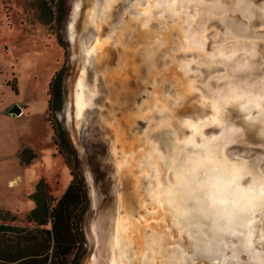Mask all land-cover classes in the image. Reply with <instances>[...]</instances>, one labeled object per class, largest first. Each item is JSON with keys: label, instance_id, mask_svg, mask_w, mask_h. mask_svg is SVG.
<instances>
[{"label": "rangeland", "instance_id": "obj_1", "mask_svg": "<svg viewBox=\"0 0 264 264\" xmlns=\"http://www.w3.org/2000/svg\"><path fill=\"white\" fill-rule=\"evenodd\" d=\"M102 1L103 0H63V15L58 22V0H0V211H6L16 215L17 218L20 219L16 223H22L21 226L23 228L29 229L31 225L25 220L27 214L34 208L31 195L34 193L35 187L40 180H45L47 193L54 199L61 197L70 183L71 177L69 170L62 156L56 151L52 142V130L47 121L49 84L53 76L58 71H62L63 75L61 77L64 93L62 110L56 111L53 118L61 122L69 147L75 154L71 159L72 169H74V172L83 180L86 192L85 201L87 202L77 214L81 245L77 251L76 264H91L89 259L90 254L99 257V252L103 246L108 245V232H112L110 223L113 224L112 228L114 229L117 217H119V223L126 222L128 218L137 221L132 226V232L135 234L137 240L138 251L135 249V240L131 242L132 244L128 243L123 245V242L118 244V248H121L122 245L123 248H126V250L121 248L120 254L118 255L119 260L123 262V264H137L136 260L138 256L140 262L143 264H165L162 260L159 261V258L162 256L157 253L155 248L150 246L152 242L151 234L159 233L161 236H167L169 246L171 248L176 247L184 254L189 253L191 245L185 235H179L175 232L174 222H170L173 219L171 217L172 213L176 212L177 208L173 205H167L165 199L160 195L163 186H166L169 182L173 184L176 182L175 177L177 173L175 171V165L172 170H169L165 167L158 155L157 157H153V161L156 162L152 165L147 162L148 158L151 157L150 150L154 148V145H157L155 148L158 149L160 154L166 155L167 147L164 146L163 141L162 147H158V141L162 140L160 133L162 129H174L177 131L179 134V143L183 146H185L183 143L185 140H188L190 143L195 142L196 144H202L205 139L211 141V137H205L203 132L207 135L218 134V129L213 126V115L208 117L209 121L199 120L206 117L205 114L209 112L200 106V97H204L203 103L206 106L210 99L213 98L219 99L220 97L221 99H228L232 87L233 89H237L240 93L243 89H249V86L242 87L236 82L233 83L232 86H228L224 91L225 93H219L218 97L212 96L222 88L221 86H217L214 90V94L211 91L201 93V96L198 95L193 99V102L195 100L194 104L189 106L186 104L185 99L191 96L192 92H189L186 88H191L192 86L190 84H186L184 87L180 86V82L178 83L177 80L183 77L176 76V71L180 69L176 65L179 60L176 61V64L173 62L169 66V69L173 77L175 76L174 80L177 81V87L175 86L177 90L173 95L169 96V103H172V106H169L165 100L159 98V94L155 92L153 93L155 98L151 96V102L147 103V108L144 109L140 115L135 113L134 110L129 113L132 114L130 117H126L124 114L119 116L120 123H117L116 119H111V122L106 124L108 133H106L104 137L108 139L109 162L112 165V172L109 173V176L115 179L112 186L116 185L118 188L120 187L121 190L120 188L119 190H115L114 188L112 198L103 202L104 204L110 201V204L114 206L110 208V210L107 209L109 212L105 215L103 211H105L104 208L108 206V204H105L106 206L101 208V210H99V204H101V198L108 194L110 188H108V191L104 194L93 197L94 180L89 173L88 163V156L91 155H87L84 152L79 134L75 128L76 105L73 103V91L75 90V86L77 84V88L80 89L84 77L83 71L85 62L83 54L86 44H83L82 41L84 40H82V38L87 32L85 26L88 23V19L93 21V18L90 17L96 15V8ZM131 1V3H137V0ZM117 2L119 5L122 4V0H117ZM144 4L147 7V21L149 16L151 17L154 12L156 15L153 20L159 19L162 21L165 17L167 26H169L167 28L168 35L173 31L172 33L177 35L179 39L173 51L178 49L180 53L183 52L184 54L185 52L191 51L196 58L191 56L190 60L192 61L190 63L194 62L195 67L200 65L199 58L208 61V57H210L211 59L208 63L211 65L215 64L214 58H218L220 55L221 57L226 55L223 54V51L217 52L209 48L205 50V43H207L206 35H208L206 33L212 31V33L209 34L211 37L212 34H216V32L211 27L206 30L204 25L199 27L195 32L191 27H188L189 22L185 19L186 15H184L182 9H179V11L177 10L176 4L170 5L167 3L168 5L166 4L167 7H165L161 4L160 0H146ZM163 6L165 8L164 10ZM113 10L114 4L111 6V11ZM175 12L178 15L177 19L170 20L167 18H174ZM142 13L145 14L144 11H142ZM189 14L192 16L191 23L194 24L193 22H196V18L191 12ZM42 15L51 17L49 24L45 25L38 21L39 16ZM131 15L132 14H129L125 17V28L121 30V26L117 30L115 27L114 30L110 31H112L113 34L120 30L122 33L128 30L133 31L136 27L132 25L134 22L133 19L130 18ZM100 22L101 20H98L97 24H100ZM120 24L119 22L118 26ZM103 27V29L99 27L97 32L93 34V39H97L99 36H101V38L97 45L95 72L92 74L91 82L88 81L85 88H94L97 91L96 94L99 97L102 96L101 101L94 103L93 107L100 110L106 109L108 112L112 110L111 114L116 115L122 106L126 105L125 99H127V105L134 107L136 104L133 102V99L147 92L146 88H148V85H146L147 87L143 91L141 90V85L144 84L142 78L144 77L141 72L140 58L142 59L141 56L144 54V51L140 48L142 42H137L135 45L126 44L125 41L121 43L119 40L120 34L116 35L115 38L109 37L108 35L111 32L107 34L105 31L107 25L103 24ZM218 33L221 34V30L220 32L218 31ZM249 35H256V33H251ZM123 36L124 35H122L121 38H124ZM58 39H60L62 47H60ZM93 39H90L87 44L92 42ZM239 42L240 41H237L236 46H231L232 48L229 49L228 54L230 55H226V58H229V63L227 61L225 63L226 66H229L232 60L237 61L235 55L240 53V46H243V43ZM211 46L210 44V47ZM87 54L88 57L86 62L89 63L92 59V52L88 51ZM220 60H222V58ZM235 64L239 65L237 62ZM186 68L190 72V64L187 63ZM193 73H197V70L195 69ZM98 78H100V80H98ZM215 78L216 77H214V79ZM220 79H223L222 76L215 79V81H220ZM98 81H101V86H104L106 89L105 91L100 89L101 86L98 84ZM151 82L152 80H150V83ZM261 86L264 89V86L260 85V87ZM252 89H256V85L252 86ZM81 95V91H79L77 100L78 116L81 115V110L85 108L84 98ZM180 96H182L181 101H179ZM146 100L147 98L142 101ZM230 102L229 99V103ZM104 103H107V105H104ZM180 104L183 106H180ZM162 105H166V108L162 107ZM158 106H160V108ZM131 107L129 110H131ZM14 108L20 109L21 113L19 115L10 114V111ZM157 109L163 114L165 110L170 109L173 115L171 114L169 117L163 116L157 119L150 118L148 122L145 123L146 125L137 133L134 130V128H136V120L147 116L152 110ZM102 117H104V115H102ZM182 121H188V124L182 125ZM201 121L205 123L200 125ZM152 122H155V124L149 126ZM118 124L120 125V129ZM210 124L213 125L209 126ZM193 125L196 126L195 129H193ZM141 134L143 138L140 136ZM113 136L119 141V145L115 144L114 147L112 146L114 142ZM212 137H216V140L211 141L210 144H213L212 142L216 143L209 145V148L214 153L215 158L223 164L233 162L236 159L233 157L234 155L239 156V158L243 160L252 159L261 155L260 153L256 155V153H252L253 151L245 149L240 150L241 152H236V148L227 150L223 134ZM218 143L219 147L221 146L222 148L217 152L215 149L218 147ZM117 146L119 148H117ZM24 149L35 152L37 157L32 160V162H27L29 153L22 154ZM188 151L191 153L193 149L188 147ZM195 151H199V149ZM114 152L116 153L114 154ZM122 153L125 156H123L124 159L128 158L125 160V166L121 165L120 168H123L119 171L117 169V163L120 157L118 156ZM227 156L234 159L231 160ZM192 158L195 159L196 157L193 156ZM252 163L253 162H247L249 166H251ZM150 164L153 168L156 167L158 170V172L155 173L154 171V173L157 177L159 186H161L159 188L153 186L155 185L153 181L151 187H149V182L147 184L146 178L149 173H151L148 171L147 166ZM144 165H146L147 168L143 169L141 172L139 167L143 168ZM261 168H264V164L261 165ZM244 186L245 182H241V187ZM153 189H156V191L153 192ZM109 194L112 193L110 192ZM149 195H151L150 198ZM95 201H99L98 208L97 205L94 206ZM178 204L181 208L183 207L179 202ZM124 206H127V208ZM163 208L168 210L171 215L163 214ZM98 212L100 214L96 216ZM111 212L112 218H110V223L105 225L106 232H104L102 237L103 242H101L99 238V243H102V245L97 248L98 242L96 241V237L93 236V226L100 229L99 224H96L97 220L100 216L105 219L103 215L109 218V213ZM178 215L179 214L176 212L175 216L177 218ZM122 223H120L121 230L123 229ZM201 223L202 226H204L203 220H201ZM201 223L197 221L194 223L196 224L195 227L197 228L199 224V226H201ZM222 223L221 221L215 224L217 227H220ZM194 224L189 223L187 228H194ZM253 224L255 226L254 228L257 230V217H254ZM124 227H126V225H124ZM161 227H163V229H161ZM196 228L195 230L193 229L194 233H198L199 231L198 228ZM139 229L140 231L143 230L146 237L145 239H143V236L139 235ZM176 229L180 231V229ZM221 229L227 231L226 227H221L220 231ZM259 229L260 232L258 236L256 235L254 247L257 251L259 250L261 252L264 250V244H257V242L259 241L261 230L264 229V222L261 223ZM236 231L237 230H235V232ZM150 232L151 234H149ZM124 235L125 233L123 232L122 236ZM237 237L241 240L242 246H245L241 235ZM235 244H237V242ZM174 245H179L181 247ZM104 252H106V250ZM137 252L139 253L138 255ZM246 254L249 256L248 260H253L255 257V253L253 254L251 251ZM246 254H243L241 257L242 263L247 262L248 256ZM194 264H202V262L200 263L196 260ZM204 264L209 263L204 261Z\"/></svg>", "mask_w": 264, "mask_h": 264}, {"label": "water", "instance_id": "obj_2", "mask_svg": "<svg viewBox=\"0 0 264 264\" xmlns=\"http://www.w3.org/2000/svg\"><path fill=\"white\" fill-rule=\"evenodd\" d=\"M145 1L146 0H137V3H131V0H122V4L119 5L117 0H103L99 5L100 7L98 6L96 8V15L90 17L93 18V21H90V19H88V23L86 25L87 27L85 26L87 32L82 38V40H84L82 42L83 44H86V47L83 54L85 62L83 71L84 77L80 89L82 90L81 93L84 98L85 108L84 110H82V114L78 116L77 100L79 91L76 84L74 90L75 93L73 91V103L76 105L75 128L77 129V132L79 134L84 152L87 155H91L88 156V163L89 173L94 180L93 197L104 194L106 191H108V188H110L108 194L101 198V204H99V201L94 202V206L97 205V208L98 204L100 205L99 210L105 207V204H108V206L104 208L105 211H103L105 215L109 212L110 208H113L114 206L110 204V201L104 204L103 202L107 199L109 200L110 198H112L114 188L115 190H119L118 186H112V183L113 181H115V179H112L111 176H109V173L112 172V165L109 162L110 156L108 152V139L104 137V135L108 133L106 124L108 122H111L110 120L113 114H111L112 110L108 112L106 109L100 110L96 107H93L94 103L101 101L102 96L99 97L96 94L97 91L94 88H85L86 83H88V81L91 82L92 74L95 72L97 45L101 36H99L97 39H93V34L97 32L98 28L101 27L103 29V24H106V33L108 34V32H111L108 35L109 37L115 38L116 35L120 34L119 40L121 41V43L125 41L126 44L135 45V43L137 42H142L140 44V48L144 51V54L141 56L142 59L140 58L141 72L143 74L142 76L144 77L142 78V82L144 84L141 85V90L143 91L147 87L146 85H148V88H146L147 92L133 99V102L136 104V106L134 107L127 105V99H125L126 105H123L122 108L116 113V115L113 116V118L116 119L117 123H120L119 116H121L122 114H124V116L126 117H130V115L132 116V114L129 113L135 110V113L140 115V113L147 108V103L151 102V96L154 91L159 94V98L165 100V102H167L169 106H172V103H169V96L173 95L176 92L175 88L177 87V82H175V80L170 77H173V74L170 73L169 66L173 62L176 64V61L179 60L176 65L180 69L176 71V75L178 74V76L180 77L186 76L185 78L189 80L188 84H190L193 89L191 97L189 96L187 99H185L186 104L191 100L192 97H195L197 95L201 96L202 92L207 93L211 91L214 94V90L216 89V87H219V82L215 81L214 77H216L217 74H224L228 73L229 71L228 67L224 65L221 66L220 63H217L210 67L207 64V60H204L203 58L198 59L200 65L195 67L194 62L190 63L192 61L190 60L191 56L193 58H196V56L191 51L185 52V54L183 52L180 53L178 49L173 51L177 46L179 40L178 36L174 35L172 33L173 31L168 35L167 28L169 26H167L165 17L162 19V21L159 19L153 20L156 15L155 12L151 17L149 16L147 21V7L144 4ZM113 4L114 10L111 11V6H113ZM192 5L193 6H191L190 9L188 8V10L192 14L198 15L199 13L200 22L202 21V24L206 27V30L211 27L216 32V34H212L211 37L209 36V34H211L212 31L206 33L208 35H206L207 43H205V50L209 48L212 50L214 49L217 52L223 51L224 55L226 54L227 56H229L230 54H228L227 51L228 47L230 48L231 45L235 47L237 41L243 43V46H240V53L235 55L237 61L232 60L231 64H234L236 62L241 66L247 64L248 68L234 73L233 77H231V82L229 79H226L224 81L229 82V84H231L232 82H240L242 87H244V82H247L250 85H264V0H219V2H217V0H195V2H192ZM194 6L196 7L194 8ZM193 8L195 10H193ZM142 11H144L145 14H143ZM129 14H132L130 18L133 19L134 23L132 25H135L136 28L133 29V31L128 30L127 32L122 33L121 30L126 27L125 17ZM98 20H101L100 24H97ZM119 22L121 24L118 26ZM121 26V30L116 31L114 34L112 31H110L114 30L115 27L118 30V28H120ZM219 29L221 30V34L218 33V31L220 32ZM225 33L227 36L225 35ZM251 33H256V35H249ZM122 35H124V38H121ZM90 39H93L92 42L87 44ZM210 44L212 45L211 47ZM88 51L92 52V59L89 63L86 62ZM187 63L190 64V72L186 68ZM195 69L197 70V73H193L195 72ZM208 76L210 78H208ZM98 80H100V78H98ZM150 80H152L151 83ZM98 84H100L101 86V81H98ZM100 89L103 91L106 90L104 86H101ZM146 98V101H142ZM193 104L194 103H192L191 106ZM104 105H107V103H104ZM180 106L183 105L180 104ZM130 107L131 110H129ZM20 113L21 110L17 108H14L10 111V114L12 115H19ZM102 115H104V117H102ZM163 116L164 115H159L158 112L152 110L147 116L136 120V128H134V130L138 133L146 125L145 123L148 122L150 118L157 119ZM113 118L112 120H114ZM229 121L237 125H243L247 128L244 136L237 141L231 142L226 147L227 149L241 146L245 150L253 151L252 153H256V155H258V153L264 152V143L256 142L261 139L258 132V123L253 124L250 131L249 124H246V122H244L243 120ZM151 124L154 125L155 122L150 123L149 126H151ZM118 127L120 129L119 124ZM253 133L256 134L253 135ZM161 145H163L162 140L158 141L159 148L162 147ZM236 152L238 151L236 150ZM121 168L117 169L120 171ZM110 192L112 194H109ZM124 207L127 208V206ZM107 209L109 210L107 211ZM98 214L100 213L98 212L96 216H98ZM109 214V218L103 215L105 219L101 218V216L99 215L100 217L97 220L96 224H99L100 229H97V227L93 226V236L96 237V241L98 242L96 246L97 248L102 245V243H99V238L100 241L103 242L102 237L104 235V232H106L105 225L107 223H110V218H112V213ZM112 225L113 224L110 223L111 229ZM108 234L110 236L112 232H108ZM186 239L188 240L187 237ZM258 240L259 241L257 242V244H264V241H261L260 238ZM108 246L109 243L107 246H103V248L99 252V257L94 254H90V262H95V264H106V257L109 256ZM105 250L106 252H104ZM243 254L245 253H242L240 255L239 262H237L236 264H248V258L247 262L242 263L241 257ZM204 261L208 262L207 259Z\"/></svg>", "mask_w": 264, "mask_h": 264}, {"label": "snow or ice", "instance_id": "obj_3", "mask_svg": "<svg viewBox=\"0 0 264 264\" xmlns=\"http://www.w3.org/2000/svg\"><path fill=\"white\" fill-rule=\"evenodd\" d=\"M165 3L175 4L177 0H164ZM185 2H195V0H185ZM219 2V0H217ZM228 99H215L209 101V107L221 120H243L249 123V128L253 124H259V135L261 139L256 141L264 143V89L257 96L245 100L243 94H238L236 90L230 91ZM255 108L258 110L256 121L247 115V112ZM230 109V110H229ZM201 125L205 122L201 121ZM213 123H218L213 117ZM188 121H182V125H187ZM195 129V125L192 126ZM256 133H253L255 135ZM171 135L167 131L161 133V139L165 147L169 146L168 137ZM216 137H211L215 141ZM205 139L202 144L185 140V146L190 144L193 151L190 153L188 147H182L179 155H170L168 158L162 154H157L160 159L165 160V167L172 170V159L176 160L175 171L177 173L173 184L169 182L163 186L160 195L165 202L172 206L178 200L186 211L183 215L196 213L198 218L211 221L212 223L223 222L224 226L234 225L237 228L248 229L249 246H251V233L256 231L252 228L254 217L261 216L264 220V155L259 156L252 165L246 161L235 159L233 162L223 164L215 158L214 153L209 148L211 142ZM154 148L157 145L153 146ZM199 149V151H195ZM216 147L215 151H219ZM196 158L193 159L192 157ZM157 182L155 173L151 177ZM241 182H246L241 187ZM156 189H153L155 192ZM223 230V229H221ZM236 235L235 232L232 233ZM243 235V233H241ZM191 238V237H190ZM260 240L264 241V229L261 230Z\"/></svg>", "mask_w": 264, "mask_h": 264}, {"label": "bare ground", "instance_id": "obj_4", "mask_svg": "<svg viewBox=\"0 0 264 264\" xmlns=\"http://www.w3.org/2000/svg\"><path fill=\"white\" fill-rule=\"evenodd\" d=\"M160 1H161L162 5L167 7L166 6L167 3H165L164 0H160ZM175 4H176V7H177V10L179 11V9H182V12L184 13V15H186L185 19L189 22L188 27H191L196 32V30H198L199 27L203 26L202 21L200 22V19H199V13H198V15L193 14L195 16V18H196V22H193L194 24L191 23L192 16L189 14L190 12H189L188 8L190 9L191 6H193L192 2H185V0H177V3H175ZM164 6H163V10L165 9ZM184 7L186 8V10H185ZM195 7L196 6H194V8ZM194 8H193V10H195ZM210 8H212V7H210ZM174 15H175V17L172 18V19L169 18V17H167V18L170 19V20L177 19L178 15H177L176 12L174 13ZM223 45H225V44H223ZM231 46H230V48L229 47L227 48V51H229V49L232 48ZM208 58H209L208 59V61H209L211 58L210 57H208ZM221 58H222V60H220ZM213 60H215V64L220 63L221 66H223V65L226 66L225 63L227 61L229 63V58L228 57L226 58V56H222L221 57V55H220V57L214 58ZM208 61H207V64L210 67L215 65V64H211L210 65L208 63ZM226 67L229 68L228 73H230V74H228V73H224V74L220 73V74L216 75L215 79H218L220 76H222V78H223V79H220V81H217V82H219L218 85L221 86L222 88H220L219 92H215V95H212V96L218 97L219 93H222V92L225 93L224 91L228 88V86H232V84L234 82L229 84V82H225L224 80H226V78H227L231 82V80H232L231 77H233L234 73H236L237 71L238 72L242 71V69L248 68V65L244 64L243 66H241L240 64L238 65V64L234 63V64H230L229 66H226ZM176 76H178V75H176ZM213 76H215V75H213ZM225 76H226V78H225ZM174 77H171V78L175 79ZM208 78H210V77L208 76ZM177 81H178V83L180 82V86H182V87L186 86V84L189 83V80L186 79L184 76H183V79H179ZM177 81H175V82H177ZM238 83L241 86V83L240 82H238ZM243 85L247 86V87L249 86V89H243V91L241 90L240 93H239V91H237V89H233V87L231 89L232 90H236L238 94H243L244 97H245V100H248L251 97L257 96L259 94V91L261 93V89H263V87L262 86L260 87V85H256V89H252V86H255V85H253V84L250 85L247 82H244ZM191 88L187 87L186 90L188 89L189 92H193V89L191 90ZM234 88H236V87H234ZM78 91L82 92L81 89H78ZM155 92L156 91H154L153 93H155ZM202 93H204V92H202ZM221 95H223V94H221ZM81 96L83 97V95H81ZM182 96H180V100L179 101H181ZM153 97L155 98L154 94L152 95V98ZM203 98H204L203 96L200 97L199 104H200V106L202 108L206 109L209 112H207L205 114L206 117H203L202 119H199V120H207V121H209L208 117H210V115H213V116H215L216 121L218 122V123H214V125L213 124L209 125V126L213 125L216 128H218V131H217L218 134L207 135V134H205L203 132V135L205 137H207V136L208 137H212V136H218L220 134H223L224 135V142H225L226 147L231 142L241 139L244 136V133H245L247 127H245L243 125H237L235 123H231L229 120H221L219 116L215 115V113L212 111V109L210 110L211 107H209V102L207 103L206 106L204 105V103H203L204 99ZM205 98H207V97H205ZM219 99H221V98L219 97ZM229 99H230V97L228 98V100ZM210 100H212V99H210ZM230 101H231V99H230ZM158 107L160 108V106H158ZM162 107L166 108V105H162ZM83 110H84V108H83ZM154 111L158 112L159 115H164V117H169L171 114L173 115V112L171 113L170 109L165 110L164 114L161 113L160 111H158V109L154 110ZM81 112H82V110H81ZM247 115L251 116L253 118V121H256V118L258 117V110L255 109V108H251L247 112ZM113 116L114 115H112V118H113ZM199 118H201V117H199ZM249 123H251V122H249ZM249 123H246V124H249ZM165 131H167L171 135H169V137H168V140L170 142H169V146L167 147V153H166V155L162 154L163 157L168 158L170 155H173V156L179 155L180 154V149L182 147H187V146H183V145H181L179 143V134H178L177 131H175L174 129H171V130L162 129L160 133H163ZM112 132L114 133L113 129H112ZM258 132H259V129H258ZM198 134H199V132H198ZM140 136H142V134ZM120 141H121V139H120ZM204 142H205V140H203V143ZM210 143H209V145H213L216 142H212L213 144H210ZM115 144L119 145V141H118L117 138L114 137V142H113L112 146L114 147ZM188 147L190 148V144L188 145ZM218 147H219V143H218ZM117 148H119V147L117 146ZM149 148H148V150H149ZM221 148L222 147L220 146V150H221ZM116 152H114V154ZM150 153H151V157H149L148 160L147 159L146 160H147V162H149V163H151L153 165L156 162V161H153V157H157V154L158 153L160 154V152L158 151L157 148H153V149L150 150ZM260 154L264 155V152L260 153ZM261 155H258V156L254 157L252 159H247V160L246 159L243 160V159L239 158V156H237V155H234L233 157L236 158V159H239V160H242V161H247V162L251 163V162H253L255 159H257ZM123 156H124L123 153L120 156H118V157H120V160L117 163V168L118 169L120 168L121 165H123V166L125 165V163H126L125 160L128 158L127 157L126 159H124L125 156L124 157ZM227 157H229V159H231V160L234 159V158H230V156H227ZM160 160L165 165V160H163V159H160ZM174 163H176V161L173 158L172 159L173 166L175 165ZM151 164L147 166L148 167V171L151 172V173H149V175L146 178L147 179L146 180L147 184H148V182H150V179H151L150 177L153 176L154 171H155V173L158 172L157 168L156 167L153 168ZM261 165H260V167H261ZM147 167H146V165H144L143 168L139 167V170L142 172L143 169H145ZM152 172H153V174H152ZM168 174H170V173H168ZM153 182L155 184L153 186L156 187L157 186V182L156 181H153ZM150 196L151 195H149V198H150ZM178 202L179 201L177 200L176 203L173 204V206L177 208L176 212H177V214H179L178 218L175 216L176 212H173L174 214L172 213V216H171L173 219L170 222H174L173 225L175 227V232L177 234L185 235V237L188 238V241H189V243L191 245L190 246L191 248L189 249L190 251H189L188 254H184L179 249H177L176 247L171 248L169 246V243L167 242V236H165V235L161 236V235H159V233L158 234L157 233H153V235H152L151 232H150L149 234H151V236H152V242H151V245L150 244L149 245L152 246L153 248H155L157 253H159L162 256L161 258H159V261L162 260L165 264H194L196 260H200L199 262H204V260L207 259L209 264H236L237 262H239L240 255L242 253L246 254V253L251 251V252H253V254L255 253V255H254L255 257H254L253 260H251V259L248 260V264H264V250L260 252L259 250L257 251L255 249V247H254L256 235L258 236V234L260 232V229H259L260 225H261V223L264 222V220L261 219L260 215L256 216L257 220H258V228H257L256 231H253L251 233V238H250L251 239V246H249V238H248V235H247L248 229H246V228H237L235 226L229 225V226L226 227L227 231L221 230L222 231L221 232L220 228L221 227H225L223 225V223L221 224L222 226L219 225L220 227H217V225L215 223H212L211 221L209 222L207 220H203L201 218H198L197 214L194 213V212L191 213L190 215H183V213L186 211V209L184 208V206L181 208L179 206ZM151 203H152V201H151ZM119 213H118V215H119ZM164 213L171 215L170 212L168 210H166V209H164L163 214ZM154 214H155V212H154ZM168 219H169V216H168ZM201 220H203L204 226H202ZM197 221L199 223H201V226H199L200 224L197 225V228H198L199 231H198V233L197 232L194 233L193 231L196 228L195 227L196 224H194V223H196ZM136 222L137 221H135L132 218L126 219V222H124V223L120 222V223H122V228H123L121 230L120 223H119V217L117 218V220L115 222V225H114V229L112 228V234L107 239V241L109 243V246H108V248H109V251H108L109 256L107 257L106 264H123V262H121L119 260L118 255L120 254L121 248L126 250V248H123L124 244L131 243L133 240H135V243H136L135 244V249H137V240L135 238V234L132 232V226ZM176 222H177V225H176ZM189 223L190 224H194V226L192 225L194 228H192V229L191 228H187ZM154 224H156V223H154ZM124 225H126V227H124ZM215 225H216V227H215ZM165 227H166V225H165ZM254 227H255L254 224H252V228H254ZM176 228L180 229V231H178ZM161 229H163V227H161ZM235 230H237V231L235 232ZM123 232L125 233L124 236H122ZM233 232H235L236 235H233L232 234ZM241 233H243V235H241ZM139 235L143 236V239L146 238L145 235H144L143 230L140 231V229H139ZM239 235H241L242 241L244 240L245 246L244 245L242 246L241 240L237 237ZM122 242H123V245L121 246V248H118V244L119 243L121 244ZM236 242H237V244H235ZM174 246H179V245H174ZM179 247H181V246H179ZM137 251H138V249H137ZM138 254L139 253L137 252V255ZM246 255L248 256V254H246ZM248 259H249V256H248ZM136 261H137V264H143V263L140 262L139 256H138V259ZM159 261H157V262H159ZM91 264H95V262H93ZM202 264H204V263H202Z\"/></svg>", "mask_w": 264, "mask_h": 264}, {"label": "trees", "instance_id": "obj_5", "mask_svg": "<svg viewBox=\"0 0 264 264\" xmlns=\"http://www.w3.org/2000/svg\"><path fill=\"white\" fill-rule=\"evenodd\" d=\"M63 0H58V22L63 15ZM38 21L49 24L51 17L39 16ZM62 47L60 39H58ZM62 71H58L49 84L47 121L52 130V142L58 154L69 170L70 183L59 199L50 197L47 193L45 180H40L31 195L35 207L26 217L31 228L11 226L20 219L6 211H0V264H76L77 251L81 245L77 214L87 203L82 178L72 169L73 150L69 147L65 131L61 122L54 119V113L62 110L63 82ZM29 153L27 162H32L37 155L24 149L22 154ZM7 223V225L5 224ZM14 254L22 255L21 248L27 249V258H15L10 250L16 249Z\"/></svg>", "mask_w": 264, "mask_h": 264}, {"label": "crops", "instance_id": "obj_6", "mask_svg": "<svg viewBox=\"0 0 264 264\" xmlns=\"http://www.w3.org/2000/svg\"><path fill=\"white\" fill-rule=\"evenodd\" d=\"M66 191V190H65ZM60 198V197H59ZM58 198V199H59ZM34 207H35V204H34ZM34 209V208H33ZM32 209V210H33ZM5 224V223H4ZM21 224L22 223H20V224H11V226H19V227H22L21 226ZM5 225H7V223L5 224ZM30 229V228H29ZM18 249V246L16 247V249H12V250H10V252H11V255H13V253L15 252V250H17ZM21 251H22V255L21 256H19V255H17V254H14L13 256L15 257V258H11V261H14V260H17L16 262H19L18 260H20L19 258H27V255H30V253H28L27 252V249H25V248H21ZM0 262H2L1 260H0Z\"/></svg>", "mask_w": 264, "mask_h": 264}, {"label": "flooded vegetation", "instance_id": "obj_7", "mask_svg": "<svg viewBox=\"0 0 264 264\" xmlns=\"http://www.w3.org/2000/svg\"><path fill=\"white\" fill-rule=\"evenodd\" d=\"M197 96H198V95H197ZM195 97H196V96H195ZM195 97H192L191 100L187 103L189 106H191V104H192V102H193V99H194ZM194 102H195V100H194ZM194 102H193V103H194ZM236 149L238 150V152H241L240 150H243V148H242L241 146H237Z\"/></svg>", "mask_w": 264, "mask_h": 264}]
</instances>
